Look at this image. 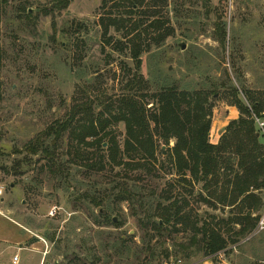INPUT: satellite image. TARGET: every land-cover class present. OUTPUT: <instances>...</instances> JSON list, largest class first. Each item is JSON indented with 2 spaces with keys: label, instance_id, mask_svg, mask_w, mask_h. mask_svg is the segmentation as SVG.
<instances>
[{
  "label": "rangeland",
  "instance_id": "obj_1",
  "mask_svg": "<svg viewBox=\"0 0 264 264\" xmlns=\"http://www.w3.org/2000/svg\"><path fill=\"white\" fill-rule=\"evenodd\" d=\"M144 2L131 9L125 0H71L67 9L53 12V0H0V208L11 221L0 217V238L21 234L20 247L27 248L6 250L0 263L12 264L18 255L20 264H40L44 257V264H264V230L257 231L264 208L252 234L214 255H207L202 242L190 246L193 232L180 226H169L162 236L151 231L157 218L150 216L168 194L188 203L185 213L199 229L214 228L235 211L211 207L203 201V184H191L189 177L183 182L169 160L173 141L167 147L160 144L157 178L129 180L142 194L145 209L122 202L110 221L100 217L103 208L77 196L110 189L114 177L70 164L67 133L58 151L65 171L56 178L41 155L25 151L48 127L69 121L74 107L88 108L82 119L107 116L114 102L134 97L151 113L156 109L152 96L169 87L212 93V143L218 134H212L213 128L232 107V87L264 97V0H166L157 17L163 27L160 32L150 29L155 40L149 39L138 67L124 48L123 30L111 28L108 44L103 26L109 17L149 23L150 15L141 12L156 9L163 0ZM257 129L264 143V128L257 124ZM107 131L123 143L124 123ZM166 250L170 258L164 257Z\"/></svg>",
  "mask_w": 264,
  "mask_h": 264
},
{
  "label": "trees",
  "instance_id": "obj_2",
  "mask_svg": "<svg viewBox=\"0 0 264 264\" xmlns=\"http://www.w3.org/2000/svg\"><path fill=\"white\" fill-rule=\"evenodd\" d=\"M53 1V12L65 10L71 4V0ZM125 1L131 4V9L134 5L143 6L145 3V0ZM165 1L148 13L141 12L144 16L150 15L152 19L149 23L142 20L133 22L132 17H109L108 24L103 26V36L108 37V44L113 41L109 36L111 28H115L116 32L123 30L124 39L128 41V47L125 45L124 48L130 50L132 58L140 67L143 52L151 46L150 29L160 32L163 27L157 17L160 16V5ZM127 12L129 16H133L130 9ZM101 22L103 24L105 21ZM80 28L78 26L77 30ZM53 29L56 31L55 24ZM79 35L76 37L77 41H81ZM157 38V44L160 45L163 37L158 33ZM230 96L231 106L238 110L239 117L228 124L217 145L210 142L214 109L212 93L178 91L169 87L152 96L156 109L151 113H148L142 101L134 97H123L114 102L107 116H102L103 113L99 114L101 116L87 114V119H82L84 115L80 117L81 114L88 108L74 107L69 121L48 127L40 138L26 146L25 151L30 156L41 155L47 161L48 173L56 178L65 171L58 151L61 140L67 133L70 139L68 154L72 156L68 160L70 164L82 166L91 174L109 172L114 177L110 189L95 191L94 194L98 195L91 194L90 191L77 196V199L88 200L96 208H103L104 211L99 213L100 217L110 221L118 204L137 202L141 205L144 198L130 185L129 180L157 178L156 155L160 144L167 147L173 141L174 146L169 149V160L183 182H188L186 180L189 177L191 184H203L207 198L203 201L211 207L217 209L221 206L235 211L227 220L214 225V228L203 226L199 229L197 221L190 222L185 213L188 203L168 194L163 197L162 202L156 204L153 215L150 216L157 218V221L150 224L151 231L162 236L168 233L169 226H173V230L175 226H180L182 231L193 232L190 246L202 242L207 255H214L226 250L229 244L235 245L252 234L258 226V214L264 208L261 197L264 192V143L261 142L263 136L257 129V120H264V97L246 90L240 93L234 87L231 88ZM1 99L0 85V101ZM120 123H124L126 129L122 144L114 132L107 131L108 126ZM85 148H94V151H84ZM1 156L0 150V158ZM116 169L119 171L116 172ZM141 208L145 209V206L141 205ZM147 210L146 213L151 212L150 209ZM237 227L239 229L236 231ZM223 231L227 232V237L223 236ZM181 249L187 250L184 246ZM164 257H171L167 250L164 251Z\"/></svg>",
  "mask_w": 264,
  "mask_h": 264
},
{
  "label": "crops",
  "instance_id": "obj_3",
  "mask_svg": "<svg viewBox=\"0 0 264 264\" xmlns=\"http://www.w3.org/2000/svg\"><path fill=\"white\" fill-rule=\"evenodd\" d=\"M238 117H239V113H236V108L231 107L230 109H228L226 111V120L223 121V122H221V124L218 125V129H214L213 128V130H212V134L216 130L218 132V134L216 135V140L212 142L213 144H218L221 136L224 133L225 128L228 126V124L232 120L234 121V120L238 119ZM229 118H231V119L229 120ZM212 134H211V137L213 136ZM0 198H1L0 200L4 202V200H2L3 197H0ZM5 213H6L5 210L3 208H0V217H2L5 220H8L9 222H11L10 221V218H8L7 215H5ZM23 243H24V239H23V236L21 234H17L15 236L14 235L13 236L11 235L10 237L2 236L0 238V254H3L8 249L9 250L10 249H14L16 251H20L22 249H27V248H21L20 247L21 245H23ZM14 257H13V259H14ZM44 262H45V257L43 259H41L40 264H44ZM0 264H2V263H0Z\"/></svg>",
  "mask_w": 264,
  "mask_h": 264
},
{
  "label": "built area",
  "instance_id": "obj_4",
  "mask_svg": "<svg viewBox=\"0 0 264 264\" xmlns=\"http://www.w3.org/2000/svg\"><path fill=\"white\" fill-rule=\"evenodd\" d=\"M257 124L259 125L260 128H264V123L261 122L260 120H257ZM4 189L1 187L0 188V197L3 196V192ZM259 229L257 231H263L264 230V216L263 218L261 219V222H260V225L258 227ZM12 264H20V258L18 255H16L12 261Z\"/></svg>",
  "mask_w": 264,
  "mask_h": 264
},
{
  "label": "water",
  "instance_id": "obj_5",
  "mask_svg": "<svg viewBox=\"0 0 264 264\" xmlns=\"http://www.w3.org/2000/svg\"><path fill=\"white\" fill-rule=\"evenodd\" d=\"M183 49H185V47H183Z\"/></svg>",
  "mask_w": 264,
  "mask_h": 264
}]
</instances>
